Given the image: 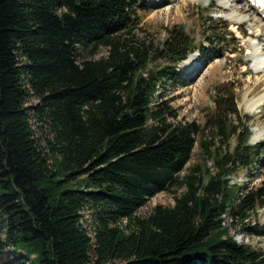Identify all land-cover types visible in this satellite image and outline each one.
<instances>
[{"label":"trees","instance_id":"trees-1","mask_svg":"<svg viewBox=\"0 0 264 264\" xmlns=\"http://www.w3.org/2000/svg\"><path fill=\"white\" fill-rule=\"evenodd\" d=\"M143 3L0 0V264H264L230 235L264 236L247 223L264 188L229 184L262 144L220 116L218 135L238 141L211 150L176 120L160 87L200 47L175 30L160 48L140 37ZM160 193L172 205L138 214Z\"/></svg>","mask_w":264,"mask_h":264},{"label":"rangeland","instance_id":"rangeland-1","mask_svg":"<svg viewBox=\"0 0 264 264\" xmlns=\"http://www.w3.org/2000/svg\"><path fill=\"white\" fill-rule=\"evenodd\" d=\"M226 2L232 3L233 7L225 8L222 3ZM143 4L144 9L138 11L140 37L151 40L154 46L160 48L169 31L175 30L187 35L197 47L200 46L179 64V79L160 87L161 99L170 100V106L177 112V121L194 122L204 129V135L214 143L211 150L222 146L221 152H231L238 141L237 135L230 134L227 140L218 135L214 125L220 116L225 118L228 128L237 126L242 135L247 133L250 146L261 142L257 157L252 154L254 148L247 149L246 153L251 151L247 159L249 164L236 170L233 182L247 187L248 192L264 188V65L261 72L254 70L252 48L254 45L258 53H264V21L258 16L239 13L242 3L238 0H144ZM238 14L247 15V20L232 22L231 18ZM105 54V50L100 49L99 56ZM163 64V61H158L154 65ZM230 93L235 100V104L232 102L236 113L227 112L222 103L229 100ZM259 99L263 102L249 112L247 106ZM34 103L33 98L28 100V104ZM37 137H40L41 146L45 147L40 132ZM198 151L196 146L188 165L200 161ZM208 167L212 168L210 163ZM159 204L172 205V196L169 193L156 195L138 214L148 215ZM225 220L228 221V218ZM247 223L263 228L264 206H256ZM230 235L238 244L247 243L255 249L264 250V236H249L235 227L230 228ZM4 258L0 255V262Z\"/></svg>","mask_w":264,"mask_h":264},{"label":"bare ground","instance_id":"bare-ground-1","mask_svg":"<svg viewBox=\"0 0 264 264\" xmlns=\"http://www.w3.org/2000/svg\"><path fill=\"white\" fill-rule=\"evenodd\" d=\"M195 1V0H193ZM198 1V0H196ZM242 3V8L239 11V13L244 12L245 14L249 15L250 17H254V16H258L261 17L262 12H264V0H253L252 2H250L249 0H238ZM222 5L225 8H232L233 4H229V2L226 3H222ZM261 6H263V10L259 9ZM247 15H245V17L241 16L240 14H238L237 16L234 15L231 18V21L234 23H240L243 22L245 20H247ZM257 18V17H256ZM264 20V19H263ZM253 59L255 60L254 63V70H256V72H261L262 66L264 65V53L260 54L258 53V49L253 45ZM263 102L262 99H259L253 103H251L249 106H247V110L249 112H252L253 109L256 106H259L261 103Z\"/></svg>","mask_w":264,"mask_h":264}]
</instances>
